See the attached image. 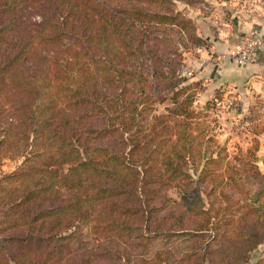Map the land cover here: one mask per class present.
<instances>
[{
  "label": "trees",
  "instance_id": "1",
  "mask_svg": "<svg viewBox=\"0 0 264 264\" xmlns=\"http://www.w3.org/2000/svg\"><path fill=\"white\" fill-rule=\"evenodd\" d=\"M176 1L193 0H0V120L24 140L0 178V264H149L155 212L170 207L183 221L192 204L190 231L207 230L200 186L223 182L207 173L222 158L196 119L217 95L194 108L202 82L181 76L179 48L207 42ZM252 212L254 230L233 238L243 261L264 238V206Z\"/></svg>",
  "mask_w": 264,
  "mask_h": 264
},
{
  "label": "rangeland",
  "instance_id": "2",
  "mask_svg": "<svg viewBox=\"0 0 264 264\" xmlns=\"http://www.w3.org/2000/svg\"><path fill=\"white\" fill-rule=\"evenodd\" d=\"M229 1L230 4L240 2L238 0ZM249 1L259 2V0ZM206 2L208 3V1ZM202 4H204V0H193L191 5L202 7ZM182 5H185L182 1L175 2V7L179 10H183ZM242 36L239 37L235 48L241 42ZM179 49L182 54L181 76L192 79V71L186 67V61L196 48ZM228 56L232 57L229 52ZM262 80L264 82V79ZM203 89L202 85V88L198 89V93ZM238 92L236 87L223 82L214 93V96L217 95L216 100L209 107L207 116L196 119L201 121L200 127L204 128L203 136L206 135L212 139L213 149L214 145L216 150L220 149L219 156L222 158L219 163L210 164L207 173L209 171L211 174L221 173L223 182L218 184L214 193L210 192L211 188L209 187L212 182L208 181L207 177L202 183L203 186H200L205 189V193L202 195L204 213L198 219L201 218V221L207 223V230L200 236L190 231L191 227H194L195 214L193 213L197 211V208L193 209L192 204L187 205L188 208L185 207L188 211H185L186 218L183 221L177 220L176 215L180 209L175 207L168 208L165 214L162 209L156 211L152 228L155 226L162 233L155 234L148 241V251L144 255L145 258L150 259L149 264H215L218 257L219 239L222 241V245L227 248V251L221 253L227 257H223L225 264H264V238L247 254L249 256L246 261H243L245 259V255L242 254L243 247L233 246V238L240 229L252 228L254 230L256 217L252 209L264 206V98L262 104L255 101V104L249 105L246 98L240 97ZM9 96V92L6 91L3 96L5 107L9 105ZM205 103L201 106L204 107ZM165 105H168V101L155 104L156 112L163 113ZM199 105V103H195L193 106ZM195 109L200 110V108ZM4 119L0 120V178L17 170L24 160V157L19 153L22 149L19 144L24 143L23 138L19 136L22 128L12 131L17 133L16 137L19 136L15 142L11 136L12 132L7 133ZM6 135L9 136V139L2 141L1 139ZM187 186L188 189H191L194 184L191 183ZM166 195L172 199H179L178 190L175 187L169 188ZM170 214L175 216L174 222L169 219L163 220L164 215L167 217ZM169 223H172V226L176 225L173 227V232L163 233ZM179 224H181L180 227ZM6 233L4 232V234ZM258 233L259 235L264 234V226L259 228ZM199 239L202 241L199 242ZM206 240L210 242L206 244ZM128 250L132 255L138 257V254H141L143 256L139 242L135 246L129 244ZM135 262L147 264L143 259H138Z\"/></svg>",
  "mask_w": 264,
  "mask_h": 264
},
{
  "label": "crops",
  "instance_id": "3",
  "mask_svg": "<svg viewBox=\"0 0 264 264\" xmlns=\"http://www.w3.org/2000/svg\"><path fill=\"white\" fill-rule=\"evenodd\" d=\"M238 1L230 4L229 0H204L202 7L182 5L186 14L194 20L197 34L207 42L205 47L196 48L186 61V67L192 71V79L201 80L204 86L194 101V104L200 105L194 108H201V104L211 99L223 82L236 87L247 104H255V101L262 104L264 0ZM250 29H255L260 36L256 57L249 63L237 62L228 56V52L231 53L239 37Z\"/></svg>",
  "mask_w": 264,
  "mask_h": 264
},
{
  "label": "built area",
  "instance_id": "4",
  "mask_svg": "<svg viewBox=\"0 0 264 264\" xmlns=\"http://www.w3.org/2000/svg\"><path fill=\"white\" fill-rule=\"evenodd\" d=\"M260 42L258 32L255 29H251L248 33L242 36L241 42L231 51L230 54L237 62H252L256 57Z\"/></svg>",
  "mask_w": 264,
  "mask_h": 264
}]
</instances>
